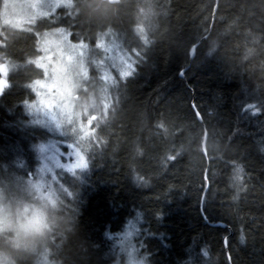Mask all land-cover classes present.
<instances>
[{
    "label": "trees",
    "instance_id": "trees-1",
    "mask_svg": "<svg viewBox=\"0 0 264 264\" xmlns=\"http://www.w3.org/2000/svg\"><path fill=\"white\" fill-rule=\"evenodd\" d=\"M4 4L0 183L15 191L6 174L21 186L37 149L62 137L31 111L39 35L18 37ZM74 9L72 40L91 49L115 36L131 68L101 89L104 69L81 62L89 76L72 110L89 121L85 167L60 175L74 184L56 197L67 216L54 259L113 264L114 242L137 219L148 264H264V0H75Z\"/></svg>",
    "mask_w": 264,
    "mask_h": 264
},
{
    "label": "rangeland",
    "instance_id": "rangeland-1",
    "mask_svg": "<svg viewBox=\"0 0 264 264\" xmlns=\"http://www.w3.org/2000/svg\"><path fill=\"white\" fill-rule=\"evenodd\" d=\"M4 1L6 23L21 31H34L39 35V49L42 53L34 62L41 69L43 80L35 83L40 88L37 90V98L30 104L31 111L40 116L39 122L48 131L56 137H62L60 140L53 138L37 149L38 162L35 169L28 172L21 186L16 176L7 173L6 178L11 180L15 191H19L26 184H31L32 187L38 184L45 190L46 195L51 193L55 198L71 194L73 180L60 175L68 173L75 176L84 169V153L78 145L82 143L89 124L88 119L81 120L77 117L82 116L81 110H76L77 115L72 110L79 93L77 88L89 76L87 68L81 62L90 57L95 61V67H100L101 72L104 69L103 80L100 81L102 89L106 81L107 84L116 81L111 76L112 73H117L122 80L129 75L126 71L131 68V63L126 60L129 55L123 53L115 36L110 37L112 42L109 45L106 37L100 36L99 46L92 45L91 49L85 47L84 43L72 40L68 21L71 22L76 17L75 0ZM51 26L55 27L48 30ZM94 102V99L90 100L85 114L91 111ZM136 224L137 219L128 224L127 229L114 242L113 264H129L130 258L147 257L144 239Z\"/></svg>",
    "mask_w": 264,
    "mask_h": 264
},
{
    "label": "clouds",
    "instance_id": "clouds-1",
    "mask_svg": "<svg viewBox=\"0 0 264 264\" xmlns=\"http://www.w3.org/2000/svg\"><path fill=\"white\" fill-rule=\"evenodd\" d=\"M67 213L40 185L19 191L0 183V264H58L54 237L61 235ZM129 264H147L146 257Z\"/></svg>",
    "mask_w": 264,
    "mask_h": 264
},
{
    "label": "bare ground",
    "instance_id": "bare-ground-1",
    "mask_svg": "<svg viewBox=\"0 0 264 264\" xmlns=\"http://www.w3.org/2000/svg\"><path fill=\"white\" fill-rule=\"evenodd\" d=\"M85 1H86V0H82V2H85ZM97 1H108V0H97ZM119 1H120V0H119ZM119 1H118V2H119ZM108 2H109V1H108ZM118 2H117V3H118ZM109 3H110V2H109ZM110 4H116V3H110ZM142 18H143V17L139 18V19H138V22H139V20L142 19ZM75 19H76V17L72 18V20H75ZM68 22H69V25L72 26V21H71V22L68 21ZM16 29H17V28H16ZM49 29H51V28H48V30H49ZM17 30H18V34H17V36H18V37H22V35H23V31H21L20 29H17ZM193 54H194V49L191 48V50H190V58L193 57ZM19 68L22 69V65H20ZM16 116L19 117V112H18V111H17V113H16ZM198 119H200V117H198Z\"/></svg>",
    "mask_w": 264,
    "mask_h": 264
},
{
    "label": "flooded vegetation",
    "instance_id": "flooded-vegetation-1",
    "mask_svg": "<svg viewBox=\"0 0 264 264\" xmlns=\"http://www.w3.org/2000/svg\"><path fill=\"white\" fill-rule=\"evenodd\" d=\"M3 85H4V80H3V79H0V91L4 89V88H3ZM2 88H3V89H2ZM39 88H40V86H38L37 84H34V85H32L31 90H32V92L35 94L36 91H37ZM35 90H36V91H35Z\"/></svg>",
    "mask_w": 264,
    "mask_h": 264
},
{
    "label": "water",
    "instance_id": "water-1",
    "mask_svg": "<svg viewBox=\"0 0 264 264\" xmlns=\"http://www.w3.org/2000/svg\"><path fill=\"white\" fill-rule=\"evenodd\" d=\"M110 3H117L119 0H108Z\"/></svg>",
    "mask_w": 264,
    "mask_h": 264
}]
</instances>
